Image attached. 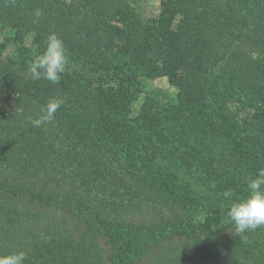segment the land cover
Wrapping results in <instances>:
<instances>
[{"label":"trees","instance_id":"16d2710c","mask_svg":"<svg viewBox=\"0 0 264 264\" xmlns=\"http://www.w3.org/2000/svg\"><path fill=\"white\" fill-rule=\"evenodd\" d=\"M161 8L143 21L130 0H0L4 24L41 40L55 32L70 64L53 84L31 78L33 58L0 51V254L24 252V264H264V226L237 235L232 223L189 228L183 199L160 193L173 173L154 167L170 158L174 119L147 110L131 118L124 87L139 84L136 72L167 77L178 90L173 111L223 132L235 117L225 116L229 91L218 80L264 90V0H161ZM212 60L221 77L206 76ZM53 98L63 101L55 119L33 126ZM247 127L241 175L254 160L255 174L264 169V113ZM206 157L195 156V168L206 164L201 177L215 182L223 171ZM233 183L239 202L247 183ZM120 230L158 238L120 249L128 244Z\"/></svg>","mask_w":264,"mask_h":264},{"label":"rangeland","instance_id":"374dc122","mask_svg":"<svg viewBox=\"0 0 264 264\" xmlns=\"http://www.w3.org/2000/svg\"><path fill=\"white\" fill-rule=\"evenodd\" d=\"M130 6L132 13L143 21L158 18L162 14L161 0H130ZM1 19L0 51L4 56L18 61L35 59L44 52L47 39L41 40L32 32L25 33L8 23L4 24ZM113 24L121 27L118 22ZM257 57L260 55L255 52L253 58ZM118 62L121 63V61ZM136 75L138 85L132 81L130 85L127 83L124 85L128 93L130 90L129 94L132 98L129 104L130 117L136 118L147 110L151 113L155 111L158 114L157 119L164 120L167 116L174 119L172 120L174 128L166 132L171 143L168 142L164 146L169 149L170 158L164 165L161 162L154 167V172L173 173L168 181L161 185L160 193L166 197L183 199L188 209L187 226L189 228L218 230L231 224L227 213L231 204L236 202L233 198L235 192L231 191V187H235L233 182L247 183L249 179L257 176L251 168L255 160L243 167L242 175L241 166L238 163L242 153L240 139L248 133L247 125L250 119L260 112L264 113V90L257 87L253 90L245 89L228 79H219V85L223 83L224 88L229 91L225 95V116L232 115L235 120L226 118L223 122L224 131L213 133L205 132L203 127L206 123L200 122L196 125L193 119L187 120V117L180 116V112L173 111V107L177 104L178 90L170 84L167 77H143L139 72H136ZM206 76L210 78L222 76L218 60L210 62ZM187 114L192 117L191 113ZM226 133L230 134L227 136ZM191 154L194 155L190 157ZM198 154H205L206 158H210V161L207 160L206 163L211 169L215 167L223 171L217 181L208 182L206 178L201 177L204 165L198 167L201 170L195 168V156L197 157ZM256 157L260 158L261 155L256 152L255 159ZM228 165L231 167L224 169ZM205 168L206 164L204 174L211 173L209 168ZM225 192H230L231 195L226 198ZM117 233L116 238L128 243L121 246L119 242L120 249L125 248V250L151 244L158 238V232L140 234L133 230H120ZM166 233L164 232L163 235Z\"/></svg>","mask_w":264,"mask_h":264},{"label":"clouds","instance_id":"9594fccd","mask_svg":"<svg viewBox=\"0 0 264 264\" xmlns=\"http://www.w3.org/2000/svg\"><path fill=\"white\" fill-rule=\"evenodd\" d=\"M34 15L39 18L43 13L37 9ZM68 62L64 42L53 32L47 37L44 52L30 64L28 73L33 80L43 78L56 84L60 82L61 74L65 72ZM62 104L63 101L57 98L49 100L41 109L39 118L33 121V126L39 127L52 122ZM230 195V192L224 193L226 198ZM227 214L234 225L236 235L264 226V169H260L256 177L247 181V196L239 202L232 203ZM26 259L24 252L0 254V264H24Z\"/></svg>","mask_w":264,"mask_h":264}]
</instances>
